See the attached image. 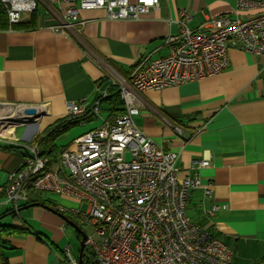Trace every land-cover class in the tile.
<instances>
[{"label":"crops","instance_id":"obj_1","mask_svg":"<svg viewBox=\"0 0 264 264\" xmlns=\"http://www.w3.org/2000/svg\"><path fill=\"white\" fill-rule=\"evenodd\" d=\"M34 1V27L0 29V104L47 108L37 121L17 125V142L0 141V225L18 230L5 238L3 255L8 264H69L67 223L79 227L73 214L57 207L80 204L40 193L35 195L51 207L22 204L18 213L8 214L14 209L5 201V187L24 163L27 146L36 143L44 151L39 140L67 117L69 103L91 104L102 92L129 83L142 58L165 56L166 40L178 34L183 11L193 15L191 28L209 18L248 19L255 12H238V0H160L159 9L140 20H112L105 9H88L71 21L65 4ZM33 13H24L21 22L30 23ZM64 23L69 26L63 33L51 30ZM229 57L222 74L140 92L143 108L134 122L165 152L178 154L180 179L198 175L203 187L212 188V198L204 189L192 193L189 217L221 239L236 264H257L264 260V56L231 50ZM92 121L82 123L72 139L100 126ZM54 146L53 167L69 147L59 149L58 141ZM203 159L210 166L198 167ZM213 206L220 209L207 213Z\"/></svg>","mask_w":264,"mask_h":264},{"label":"built area","instance_id":"obj_2","mask_svg":"<svg viewBox=\"0 0 264 264\" xmlns=\"http://www.w3.org/2000/svg\"><path fill=\"white\" fill-rule=\"evenodd\" d=\"M65 4V18L76 21L81 10L105 9L112 20H140L159 9L160 0H56ZM10 25L21 23L24 13H33L34 0H0ZM238 12H255L248 18L225 15L206 19L191 28L193 15L181 13L176 21L179 32L166 40L167 54L147 56L138 61L129 83L118 85L125 113L104 118L103 101L110 96L102 92L91 104L87 99L67 105V118L90 112L101 120L100 126L76 137L64 149L53 167L52 160L36 143L27 146L21 168L9 176L5 201L16 213L28 202L30 193H49L76 201L80 208L71 213L82 225L94 229L88 235L84 262L94 264H236L234 253L207 228L187 213L194 191L204 189L212 198L211 187H203L198 175L178 177V154L165 152L134 122L143 104L140 92L163 91L222 74L229 65L231 50L264 56V0H238ZM68 23L51 27L63 33ZM89 106V107H88ZM35 108L37 114L24 113ZM17 109L20 124H29L47 114L46 107L0 104V141L17 142L1 135L3 125L15 119L6 110ZM7 121V122H4ZM210 166L203 159L198 167ZM87 204L85 212L82 207ZM220 209L213 206L207 213ZM69 264H80L67 247ZM83 255V256H84ZM84 258V257H83Z\"/></svg>","mask_w":264,"mask_h":264},{"label":"trees","instance_id":"obj_3","mask_svg":"<svg viewBox=\"0 0 264 264\" xmlns=\"http://www.w3.org/2000/svg\"><path fill=\"white\" fill-rule=\"evenodd\" d=\"M37 13L34 12L32 15V19L30 23L23 24L22 22L16 25H10L9 19L7 16V12L3 6V4L0 2V29H7V28H14V29H27L32 28L36 25L37 21ZM110 96L107 100L103 101L101 106V112L107 113L110 118H112L113 115H122L125 113V107L124 102L121 99L120 93L118 89L113 88L109 92ZM93 115L88 112L82 117L78 118H65L63 121H61L56 127H54L52 130H50L44 139L39 140V144L42 146L44 151H42L45 155L51 157L55 152V146L54 142L57 141L63 134H66L70 129L73 127L79 126L82 123H87L91 120H93ZM57 149V148H56ZM62 149V148H61ZM65 148L60 151V153ZM59 150V149H58ZM35 194H40L39 192H31L30 198L28 202L24 203L23 206H30L33 204H40L43 206L51 207L48 201L42 200L40 197H37ZM42 194V193H41ZM16 212L12 211L8 214H15ZM2 219H0L1 222ZM14 232H18V230L10 225H0V264H8L7 259L3 255V250L6 248V237L12 235ZM78 238L81 239V236L78 234ZM84 259L87 258L85 255L83 256ZM85 264H94L93 262H86ZM257 264H264V260L260 261Z\"/></svg>","mask_w":264,"mask_h":264},{"label":"rangeland","instance_id":"obj_4","mask_svg":"<svg viewBox=\"0 0 264 264\" xmlns=\"http://www.w3.org/2000/svg\"><path fill=\"white\" fill-rule=\"evenodd\" d=\"M11 116V115H10ZM4 122H7V121H4ZM8 125H14V126H17L19 125L20 123L22 122H19L17 121V118L15 117V119H11V120H8ZM94 121L90 122V123H93ZM98 122L99 125L101 124V120L99 119H95V122L96 123ZM89 123V124H90ZM82 125H79V126H76V127H73L72 129H70L68 132H66V134H63L57 141L58 143L60 144V147L59 149L62 148V146H70L73 142V139H72V136H73V132L76 131V129H79ZM54 195V194H52ZM88 206L87 204H85L83 207H82V211L85 212L87 210ZM188 214L189 215H192L193 212L191 209L188 210ZM72 222L76 223V225L79 227V229L85 233L87 236L88 235H92L95 239H97L95 233H94V229L89 226V225H82L80 223L79 220L75 219V218H72L71 220ZM67 231H65V239H64V244H68V242L70 243L71 247H72V250H71V253L73 256H79V252H80V248H81V239L78 238V234H79V231H77V229L71 225L70 223H67Z\"/></svg>","mask_w":264,"mask_h":264},{"label":"bare ground","instance_id":"obj_5","mask_svg":"<svg viewBox=\"0 0 264 264\" xmlns=\"http://www.w3.org/2000/svg\"><path fill=\"white\" fill-rule=\"evenodd\" d=\"M8 114H10L11 116H14V117H19V116H22L23 113L22 112H19L17 109H8L6 110ZM3 112L0 111V116L4 115L2 114ZM2 114V115H1ZM4 117H1V119H3ZM16 127L17 126H14V125H8V124H4L3 125V130L1 132V135L3 136H6V137H15V131H16Z\"/></svg>","mask_w":264,"mask_h":264},{"label":"water","instance_id":"obj_6","mask_svg":"<svg viewBox=\"0 0 264 264\" xmlns=\"http://www.w3.org/2000/svg\"><path fill=\"white\" fill-rule=\"evenodd\" d=\"M24 113H26L30 116H35L37 114V111L35 108H27L24 110ZM35 205H38V204H33V205L28 206V207H32ZM78 231H79V235L81 236V248H80V253H79V262H80V264H85L83 255H84L85 245H86V241L88 239V236L85 233H83L80 229H78Z\"/></svg>","mask_w":264,"mask_h":264}]
</instances>
